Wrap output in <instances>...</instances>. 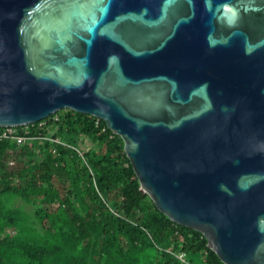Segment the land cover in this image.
Returning <instances> with one entry per match:
<instances>
[{"label": "water", "instance_id": "water-1", "mask_svg": "<svg viewBox=\"0 0 264 264\" xmlns=\"http://www.w3.org/2000/svg\"><path fill=\"white\" fill-rule=\"evenodd\" d=\"M64 108L223 263L264 264V0H0V125Z\"/></svg>", "mask_w": 264, "mask_h": 264}, {"label": "trees", "instance_id": "trees-1", "mask_svg": "<svg viewBox=\"0 0 264 264\" xmlns=\"http://www.w3.org/2000/svg\"><path fill=\"white\" fill-rule=\"evenodd\" d=\"M45 120L23 144L0 139V264H225L141 192L102 119L64 108Z\"/></svg>", "mask_w": 264, "mask_h": 264}, {"label": "built area", "instance_id": "built-area-1", "mask_svg": "<svg viewBox=\"0 0 264 264\" xmlns=\"http://www.w3.org/2000/svg\"><path fill=\"white\" fill-rule=\"evenodd\" d=\"M52 118L56 119L57 116L53 115ZM45 119L38 121L39 126H44V124L46 123ZM29 124H32V123L23 124V125H15V126H1L0 125V139H9L11 141H14V143L17 145L23 144L24 142H26V140L33 137L29 133V126H28ZM178 257L180 259H183V254L181 253L178 254Z\"/></svg>", "mask_w": 264, "mask_h": 264}]
</instances>
